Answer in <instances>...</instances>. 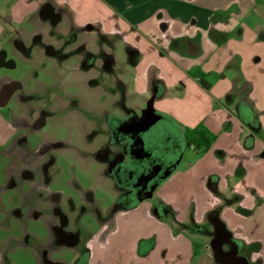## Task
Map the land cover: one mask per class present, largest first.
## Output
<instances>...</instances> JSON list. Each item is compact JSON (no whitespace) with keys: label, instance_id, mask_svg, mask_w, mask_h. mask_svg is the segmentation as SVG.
<instances>
[{"label":"crops","instance_id":"crops-1","mask_svg":"<svg viewBox=\"0 0 264 264\" xmlns=\"http://www.w3.org/2000/svg\"><path fill=\"white\" fill-rule=\"evenodd\" d=\"M49 1L53 11L63 17L67 15L65 10L70 11L76 27L98 26L106 37H119L136 50L139 61L133 69L135 77L130 80V89L124 86L125 97L133 93L140 103L155 93L153 109L166 115L176 127L184 130L202 125L214 136L206 151L192 147L182 150H191L198 156L189 164L188 174L194 175L189 180L197 177L201 196L206 200L201 205L197 197L190 201L189 195L187 206L194 204L192 216L196 222L208 220L209 212L219 203L211 192L213 185L209 183L215 180L212 176H217V188L223 191L228 177L242 174L243 185L237 183L231 193L237 198L234 203L243 213L247 209V213L240 215L225 207L216 219L250 254L252 263L264 264L260 252L263 237L245 228L246 222L258 219V211L264 209V0ZM43 2L0 0V48L6 43L1 39L2 24L44 23L38 17ZM47 13L53 24L52 10ZM18 136L17 123L0 105V156L7 164L16 160L7 151ZM9 164L2 169L6 182L0 183V264H19L17 258L26 256L31 264H41L42 248L50 241V228L48 239L34 245L30 242L33 236L26 231L11 233V229H5L8 211L1 203V194L6 188L20 195V200L26 194V183L17 190V186L9 185L15 162L11 167ZM157 196L163 205L174 207L179 226L184 225L189 210L183 206L187 197L176 210V205L162 193ZM142 205L139 202L130 209L139 210ZM145 208L134 215L130 209L126 210L129 213L118 211L105 227L96 226L99 231L86 233L89 237L83 242L88 252L87 264H191L193 246L183 232L186 228L162 223L163 219L152 213L154 206ZM8 215L14 220L13 214ZM145 222L150 227L139 231L138 225ZM126 237L124 248L119 241ZM142 244L145 247L140 253ZM64 249L70 250L72 261L80 257L77 248Z\"/></svg>","mask_w":264,"mask_h":264},{"label":"rangeland","instance_id":"rangeland-1","mask_svg":"<svg viewBox=\"0 0 264 264\" xmlns=\"http://www.w3.org/2000/svg\"><path fill=\"white\" fill-rule=\"evenodd\" d=\"M51 5L49 0H44L41 13L38 14L39 19L44 21L42 24L12 26L2 24L4 33L1 39L6 43L0 48V87L7 84L20 86L6 105L5 111H11L19 123L26 125L23 131L26 135L24 145L26 150L29 152L30 148L35 150L38 143H45L50 147L47 152L50 157L47 156L43 160L46 164L44 166L48 167V174L43 177L44 186L48 188L50 194H58L62 211L66 212L69 208L80 206L86 209L87 212L80 216L71 215V218H76L77 222L75 225L71 222L67 227L69 232H78L81 234L80 238L84 236L83 240H86L89 232L99 231V226L105 227L112 220L111 217L104 215L108 210L114 208L113 215H115L118 211L130 209L117 206L124 205V198L129 188L119 180L120 178L118 179L119 174L115 171L114 157L120 145L118 146L109 134V121L115 118L131 119L133 115L144 116L146 113L162 120H166L167 117L153 109L154 97L157 96L155 93L150 99L147 98L146 102L140 103L133 93L125 97L124 86L130 89V80L135 77L133 69L139 61V56L133 47L125 45L119 37L95 34L99 31L98 26L87 24L82 31L75 29L72 13L63 9L67 14L63 17L59 12H54ZM50 10L53 14V24L49 23L50 14L47 11ZM85 93L98 99L99 105H88ZM72 114H75L74 118ZM39 116L45 117L44 124L40 129L34 130L31 125ZM50 120L53 121V127L57 124L63 126L65 120L74 123L76 131L81 136L80 143L84 147H76L70 143L71 137L67 133L63 138L49 134L46 130L49 129ZM18 147L20 146L12 145L8 149L7 153L12 159L18 158ZM69 152L73 153L74 162L71 164L60 156L61 153ZM101 154H105L104 158ZM182 154L176 167L152 186V198L142 199L143 207L140 206L139 210L138 208L132 210V207L130 210L133 212L130 213L141 214L146 209L145 206H154L156 210L152 209V213L158 219H163L162 223H170L176 229L186 228L183 232L193 246L191 264H221L215 257L211 243L217 232L215 228H226L216 218L225 207L240 215L247 213V209H243L245 210L243 213L234 203L237 198L231 193L233 187L242 182V174L228 177L224 182L226 185L223 191L217 188V176H212L215 180L209 183L210 186L213 185L211 192L219 203L209 212L208 220L196 222L192 216L195 206L193 203L187 206L186 201L189 200L187 197L189 195L192 196L190 201H194L197 197V203L201 205L206 201L201 196L203 193H200L202 189L198 186L197 177L193 181L189 180L194 176L188 174L189 164L194 163L198 156L187 149ZM13 162L12 160L8 162L10 167ZM0 164L3 165L0 167V183L3 185L6 176L2 173V169L8 164L2 156H0ZM15 181L17 185L15 190L22 189L23 184L17 179ZM186 182L193 185L189 187ZM239 185L242 186L243 182ZM24 189L26 194L32 192L28 182ZM159 193L173 202L176 210L179 208V203L187 197L185 201L183 200V206L189 209L184 225L179 226L174 207L163 205L157 196ZM26 194L22 200L12 189L6 188L1 194V203L8 214L14 216L12 220V216L6 213L5 229H11V233L26 231L33 236L30 242L34 245L35 242H44L48 239L49 223L52 220L48 207L51 205L46 206V201L43 200L45 193L40 197L44 205L39 204L37 196L33 197L31 194L26 196ZM86 196H89L90 201ZM16 207L18 209H15ZM34 211H38L36 219L33 218ZM97 212L103 218L95 219L94 213ZM258 214L259 218L247 221L245 228L264 239V209L261 208ZM246 218L251 217L247 215ZM52 224H55L54 220L50 226ZM150 225L146 222L138 225L139 231H142V228H149ZM119 244L125 248L127 237L120 240ZM144 245L140 246V253ZM260 252L264 257V247ZM71 256L73 257L72 254L70 255V250L63 248L60 252L55 251L51 258L53 261L64 259L69 264H75ZM87 258L88 252L83 251L77 260L79 264H87ZM29 261L28 256L17 258L19 264H31Z\"/></svg>","mask_w":264,"mask_h":264},{"label":"flooded vegetation","instance_id":"flooded-vegetation-1","mask_svg":"<svg viewBox=\"0 0 264 264\" xmlns=\"http://www.w3.org/2000/svg\"><path fill=\"white\" fill-rule=\"evenodd\" d=\"M86 26H75V29L82 31ZM95 34L99 35L101 32L98 31ZM19 88L20 86L16 84L1 86L0 105L5 108ZM7 113L17 123L19 130V136L13 145L20 146L18 147L19 159H14L15 168L11 171L9 185L13 188L16 187V179L22 184L28 182L32 190L28 194H31L33 197L37 196L39 198L37 200H41L40 197L45 193L43 200L48 202L46 206L51 205V207H48L52 215L50 223L53 220L55 221L54 225L52 224L50 226L49 224L50 241L42 248L41 264H69L68 261L64 260H50L48 256H51L58 249L66 247L77 248V250H80V255L83 251L86 252L83 242L84 236L80 238V233L69 232L67 227L71 222L74 225L77 222V219L71 218V215L78 214L80 216L87 211L82 206L78 208L68 207L69 210L66 212L61 210L58 194H50L48 188L43 183V177L48 174V167L44 166L46 164L43 160L48 156L47 152L50 147L46 146L45 143H38L35 150L31 148L30 152L26 150L24 148L26 135L23 132L26 125L19 123V120L17 121L11 111H7ZM44 119L45 117L43 116L36 118L35 122L31 125L34 130H38L43 126ZM165 119L155 122L150 116L145 117V114L144 116L139 114L137 117L133 115L131 119L115 118L109 121V134H111L118 146L120 145L119 151L114 157L115 171L119 174L118 179L120 178L119 180L123 181L129 188L128 194L124 198V205H117L118 207L132 208L139 202H142V199L147 200L145 197L148 196L152 186L156 182H160L167 173L176 167L182 150L186 147L184 131L176 127L167 118ZM30 156L32 157L29 158ZM104 156L105 154H101L102 158ZM20 165L22 168H20ZM86 197L90 201L89 196ZM41 205H44V203L42 202ZM113 210L114 208L111 211L108 210L105 213V217H112L114 214ZM35 215H38V211L35 212ZM94 215L96 217L95 219L103 218L98 212L94 213ZM225 233V235L216 233L213 236L216 250L220 254H234L239 257H244L248 264H258L256 262L252 263L249 259L250 254L246 253V250H243L241 244L232 239L227 231ZM75 264H79V261L75 260Z\"/></svg>","mask_w":264,"mask_h":264},{"label":"clouds","instance_id":"clouds-1","mask_svg":"<svg viewBox=\"0 0 264 264\" xmlns=\"http://www.w3.org/2000/svg\"><path fill=\"white\" fill-rule=\"evenodd\" d=\"M85 96L87 97V103L88 105L91 106H97L99 105V100L96 98H93L91 96H88L87 93H85ZM43 106V105H40ZM73 118L75 117V114H72ZM49 134H53L59 138H63L66 133L71 137L70 139V143L74 144L76 147H84L81 143V136L80 134L76 131L75 129V124L74 123H70L68 120H65L63 123V126H60L59 124H57L55 127H53V121L50 120L49 122V129L46 130ZM7 141H5L3 144H6ZM2 145V144H0ZM62 159H65L68 163H73V153L69 152V153H61L60 154ZM6 163V162H4ZM3 165L0 164V167H2ZM89 178H90V174H88Z\"/></svg>","mask_w":264,"mask_h":264},{"label":"trees","instance_id":"trees-1","mask_svg":"<svg viewBox=\"0 0 264 264\" xmlns=\"http://www.w3.org/2000/svg\"><path fill=\"white\" fill-rule=\"evenodd\" d=\"M183 131L186 148L192 147L194 150L206 151L214 140V136L209 135L202 125H198L193 129L186 128Z\"/></svg>","mask_w":264,"mask_h":264},{"label":"water","instance_id":"water-1","mask_svg":"<svg viewBox=\"0 0 264 264\" xmlns=\"http://www.w3.org/2000/svg\"><path fill=\"white\" fill-rule=\"evenodd\" d=\"M146 116H150L155 122L157 121H162V119H159V117H156L155 115H150L148 113L145 114V117ZM262 158H264V153L261 155ZM152 188L150 189L149 191V194L148 196H146L145 198H150L152 197ZM215 230H217L216 233H218L219 235H222V234H226L225 230L221 227H216ZM211 247L213 248L214 252H215V257L217 259V261L221 264H246V261L242 258H237L235 257L234 254H220L219 251H217L216 247H215V243H214V240L212 241L211 243Z\"/></svg>","mask_w":264,"mask_h":264}]
</instances>
